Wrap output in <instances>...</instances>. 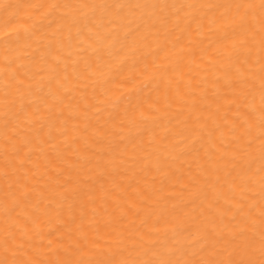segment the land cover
Here are the masks:
<instances>
[{
  "label": "clouds",
  "instance_id": "clouds-1",
  "mask_svg": "<svg viewBox=\"0 0 264 264\" xmlns=\"http://www.w3.org/2000/svg\"><path fill=\"white\" fill-rule=\"evenodd\" d=\"M0 264H264V0H0Z\"/></svg>",
  "mask_w": 264,
  "mask_h": 264
}]
</instances>
